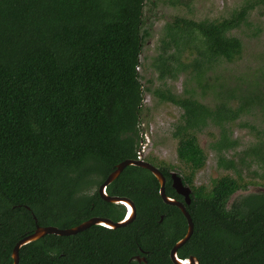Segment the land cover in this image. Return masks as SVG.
<instances>
[{
	"label": "trees",
	"instance_id": "16d2710c",
	"mask_svg": "<svg viewBox=\"0 0 264 264\" xmlns=\"http://www.w3.org/2000/svg\"><path fill=\"white\" fill-rule=\"evenodd\" d=\"M145 7L146 0H0V264H13L14 246L37 225L68 229L91 217H124L125 208L102 200L98 189L118 163L138 158L150 90L139 72L149 36ZM255 8L264 15V0H246L221 20L168 22L170 40L163 42L176 51L155 60L160 78L192 68L201 81L220 60H238L243 44L231 33ZM185 49L195 50L192 61L174 64ZM259 79L257 89L264 71ZM155 94L182 110L173 136L178 158L190 169L184 178L194 191L188 208L194 232L179 256L193 255L200 264H264V183L258 192L236 196L248 183L236 160L226 157L239 146L229 126L255 111L264 116L263 91L224 87L214 106L170 91ZM209 126L220 129L210 144L217 166L238 176L225 175L210 190L193 186L207 159L196 133ZM250 128L257 141L242 151L240 165H256L253 174L264 181V132ZM160 169L172 196V168ZM93 176L101 178L95 183ZM159 190L149 170L128 166L107 193L134 202L131 224L46 235L20 249L19 264H137L130 257L139 248L148 251L145 264H174L170 251L188 223Z\"/></svg>",
	"mask_w": 264,
	"mask_h": 264
},
{
	"label": "rangeland",
	"instance_id": "374dc122",
	"mask_svg": "<svg viewBox=\"0 0 264 264\" xmlns=\"http://www.w3.org/2000/svg\"><path fill=\"white\" fill-rule=\"evenodd\" d=\"M245 1L146 0L145 29L149 32V36L145 40L141 56L143 65L139 68V72L142 75L141 81L144 88L150 90L144 94V107L141 112L142 123L138 130L139 139L142 138L143 140L139 151L142 152V157L146 162L156 167H171V171H177L182 176H186L190 171L189 167L178 158V140L173 136L175 125L180 121L182 110L169 102L162 101L155 94V91H170L175 95L192 96L208 106H214L218 102L216 99L217 91L228 86H240L245 90L263 91L264 95V82L260 83L258 89L255 87V81H261L259 77L264 71V15L261 14L259 8L250 12L247 24L231 33L242 41V56L232 63L220 60L207 72L203 80L199 81L195 77L192 68H187L184 71L178 70L177 78L167 76L162 80L160 72L154 66L155 60L161 53L169 52L170 54L176 51L172 43L168 47L164 44L170 40L165 33L168 22L173 21L176 17L195 21L221 20L229 17L232 10L243 5ZM194 51L185 49L180 58L172 62L176 65L178 62L189 64L195 55ZM206 84H208L207 87H205ZM252 113L229 126L232 138L239 141V146L236 150L227 152L226 157L236 160L243 182L248 183L247 188L242 189L236 196L258 191L263 188L262 184L264 183L262 179L253 174V171L257 169L256 165L251 168L247 164L244 168L240 165V157L244 156L242 151L257 141L256 132L250 128V125L256 127L258 131L264 132V116H261V113L257 111ZM240 124L249 126H241ZM219 132L218 127L209 126L196 133L207 159L205 166L194 175V187L204 186L210 190L214 181L225 175L238 177L234 171L217 166V155L210 149V144L219 135ZM261 137L263 136L261 135ZM100 178V176H93L92 180L96 183ZM249 181L251 182L249 183ZM97 189V187H93L90 193H94ZM236 196L232 197L230 204Z\"/></svg>",
	"mask_w": 264,
	"mask_h": 264
},
{
	"label": "water",
	"instance_id": "95a60500",
	"mask_svg": "<svg viewBox=\"0 0 264 264\" xmlns=\"http://www.w3.org/2000/svg\"><path fill=\"white\" fill-rule=\"evenodd\" d=\"M128 166H136V167H141L144 169L149 170L158 180L160 184V196L163 200L164 203L168 205H175L179 207L183 213V215L186 217L187 222H188V230L186 235L179 240L175 246L172 248L171 253H170V258L174 264H200L199 260L195 256H191L187 259H179L177 256V250L181 248L192 236L193 231H194V223L192 221L191 216L189 213L186 211V208L184 205L173 201L170 199L166 193H165V178L161 171L156 168L154 165L150 164L149 162H146L143 157H142V152H139V156L136 159H126L120 163H118L104 183H102L98 189L99 195L102 198V200L112 203V204H120L123 205L126 209L124 217L119 220V221H113L108 218H102V217H91L90 219L84 221L80 225L73 227V228H68V229H61L55 226H40L37 225L34 232L31 234H28L24 238L20 239L16 245L14 246L12 250V259H13V264H19L20 261V249L29 243H32L34 241H37L41 239L42 237L46 235H58V236H73L76 235L80 232H83L87 229H89L92 226H102L107 229H118L121 227H126L127 225L131 224L137 217V209L134 204V202L126 197H119V196H110L107 193V187L114 181L116 180L120 174L126 169ZM172 179H173V188L182 196L185 197V202L186 204H190V194H191V188L188 186L183 185V182L179 176L176 174H172ZM263 189V188H261ZM260 189V190H261ZM258 190V191H260ZM255 191V192H258ZM35 221L37 222V218L34 216Z\"/></svg>",
	"mask_w": 264,
	"mask_h": 264
},
{
	"label": "flooded vegetation",
	"instance_id": "af4514ba",
	"mask_svg": "<svg viewBox=\"0 0 264 264\" xmlns=\"http://www.w3.org/2000/svg\"><path fill=\"white\" fill-rule=\"evenodd\" d=\"M142 142H143V140H142V138L140 139V144H139V147H138V150H137V157L139 156V149H140V147H141V144H142ZM156 167V166H155ZM156 168H158L160 171H161V169H160V167H156ZM125 170V169H124ZM161 173L163 174V172L161 171ZM169 173V178H170V181H171V188L172 189H174L173 188V179H172V174H176L177 176H179L180 178H181V180H182V182H183V185H185V186H188V187H190L191 188V186L188 184V182L186 181V179L184 178V176H182V175H180V174H178V172L176 171V172H174V171H169L168 172ZM186 175H188V174H186ZM163 176H164V174H163ZM164 178H165V185L167 184V181L169 180V179H167L165 176H164ZM115 181V180H114ZM113 183V182H112ZM174 191H175V194L174 195H172V196H169L167 193H166V186H165V193H166V195L170 198V199H172L173 201H176V202H178V203H180V204H182V205H184L185 206V208H186V211L189 213V210H188V208L190 207V205H191V203H192V199H193V197H194V191H193V189L191 188V194H190V204H186V202H185V197L184 196H182L181 194H179L175 189H174ZM168 205V204H167ZM123 206V205H122ZM170 206H174V207H176L177 209H179L180 210V212H181V214L183 215V213H182V211H181V209L179 208V207H177V206H175V205H170ZM124 207V206H123ZM125 208V207H124ZM125 212H126V209H125ZM124 215H125V213H124ZM123 215V216H124ZM189 215H190V213H189ZM184 216V215H183ZM191 216V215H190ZM184 218L186 219V217L184 216ZM192 218V217H191ZM163 220V215H161V220L160 221H162ZM187 220V219H186ZM188 223V222H187ZM187 230H188V227H187ZM194 232V231H193ZM186 233H187V231H186ZM193 235V234H192ZM180 249V248H179ZM179 249L177 250V256H178V258L179 259H182V260H184V259H187V258H189V257H191V256H193V255H189V256H187V257H181V256H179ZM172 250V249H171ZM170 253H171V251H170ZM147 254H148V251L147 250H143L142 248H139V252L136 254H134V255H132L131 257H130V261L132 262H136L137 264H145V263H147Z\"/></svg>",
	"mask_w": 264,
	"mask_h": 264
}]
</instances>
